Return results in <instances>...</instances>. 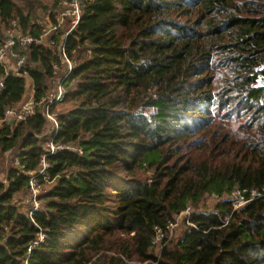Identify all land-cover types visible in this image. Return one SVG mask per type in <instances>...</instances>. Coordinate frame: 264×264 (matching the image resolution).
Wrapping results in <instances>:
<instances>
[{
    "label": "trees",
    "instance_id": "16d2710c",
    "mask_svg": "<svg viewBox=\"0 0 264 264\" xmlns=\"http://www.w3.org/2000/svg\"><path fill=\"white\" fill-rule=\"evenodd\" d=\"M43 1L0 0V47L13 21L40 38L41 15L57 23L71 0ZM61 28L19 75L0 64V162H20L0 184V264H264V0H87L64 42L77 65L63 108L51 107L53 142L82 153L47 158L30 217L48 119L3 120L29 80L34 101L47 98ZM188 208L193 227L171 236Z\"/></svg>",
    "mask_w": 264,
    "mask_h": 264
},
{
    "label": "built area",
    "instance_id": "2783aa9c",
    "mask_svg": "<svg viewBox=\"0 0 264 264\" xmlns=\"http://www.w3.org/2000/svg\"><path fill=\"white\" fill-rule=\"evenodd\" d=\"M87 0H71L70 2H63L62 5L66 7L65 12L58 13L57 15V23H52L50 20V23L46 25V28L43 27V23L39 20L37 21V24L41 25L43 28V34L40 36V38H36L30 33H24L18 29V22L13 21L12 27L9 28L5 32V42L0 47V64L5 67V69L9 73L17 74L19 75L21 72V69L26 64V61L28 59V53L30 50V47L32 45L36 44H43V37L44 36H51L55 34L59 28L62 27L63 22L65 19H68L69 17L72 18L70 20V28L65 33V35L62 37V40L60 44L58 45V56L60 58V63L54 65V70L56 72V75L58 72L61 71V69L64 67L65 75L63 77L66 79L74 70L77 63L75 61H71L69 57L67 56L66 52V45L65 40L68 37L69 33L72 32L78 23L81 20L82 16V5ZM52 45H55V42L50 40ZM60 83L59 90L55 95H49L46 99H44L41 103H36L34 101V98L31 97L29 100L24 102L23 104L19 105L16 108L8 109L5 113L3 122H9L13 120V124L21 123L24 121H27L34 116L37 115L38 110L43 113V115L46 116L48 119V122L51 124V132L49 136L50 143L47 145L45 150V155L42 159L40 169L33 173H28L30 175V193L32 196V210L30 212V217L33 216V213L36 211H39L42 207L41 203L38 200V196L40 194V188H39V178L42 177L45 180L49 179L48 176V170L50 168V164L47 161V158L52 155H56L62 152H75V153H82V150L79 147L71 146V145H63V144H56L53 142L54 136H56L59 133V123H58V116L55 113L51 112V107L61 103L66 94H67V88ZM259 82L261 84H264V76L261 75L259 77ZM4 89V82L0 81V92ZM14 164L16 167L20 166V162L17 158L14 159ZM4 183V182H3ZM7 183V180L6 182ZM253 196L256 197L257 193L254 192ZM236 199L235 207L239 208L246 204L245 197L240 193H236ZM242 201L241 204L239 202ZM239 204V205H238ZM191 208H188L187 211L183 212L181 215L177 216L176 221L172 222L167 226V232L170 234L173 233V231L176 229V227L179 224L180 219L187 218V220L190 217L191 214ZM188 224L192 225L189 220ZM43 240V237L40 239ZM160 244H163L165 240V232L162 229L157 230V237L155 239ZM27 264V263H26Z\"/></svg>",
    "mask_w": 264,
    "mask_h": 264
},
{
    "label": "rangeland",
    "instance_id": "374dc122",
    "mask_svg": "<svg viewBox=\"0 0 264 264\" xmlns=\"http://www.w3.org/2000/svg\"><path fill=\"white\" fill-rule=\"evenodd\" d=\"M44 5L50 9H52L54 7L53 1L52 0H44L43 1ZM59 12L58 13H63L66 10V7L64 5L61 4L59 9H56ZM51 21V18L48 17V12H44L41 17L39 18V21L43 23V27L46 28V25H48ZM70 20H72L71 17H69L68 19H65V21L63 22L62 25V31L67 32L70 28ZM6 32L3 30V33ZM2 33V34H3ZM55 34L51 35V36H44L43 37V44H45L46 46L49 45V41L52 39V37ZM57 35V34H56ZM64 67L61 69L60 72H58V74L56 75V77L49 83V95H55L58 90H59V85L60 83H62L63 81V77L65 75V71H64ZM30 98V96H26V100H28ZM62 104L57 105V112L62 110ZM51 124L48 122L47 127H46V132L44 133L45 136L49 137L50 136V132H51ZM48 147V146H47ZM14 158L15 155L14 153L12 154L11 152L8 153L7 155H4L1 159L0 162V184L3 182H6V179H8V172L10 170L11 167H16L14 164ZM217 198V197H216ZM215 197H208L205 201H204V205L203 208L204 209H208L211 210L215 207L216 203H218V198L216 199ZM242 201L239 202V204H241ZM238 204V205H239ZM187 222L186 220L182 217L179 221L178 226L176 227V229L173 231L172 235H175V238H178L181 236L182 232L186 229L187 227ZM186 226V227H185ZM161 251V247L160 246H156L155 248V252L157 254H159Z\"/></svg>",
    "mask_w": 264,
    "mask_h": 264
},
{
    "label": "crops",
    "instance_id": "0c3cea01",
    "mask_svg": "<svg viewBox=\"0 0 264 264\" xmlns=\"http://www.w3.org/2000/svg\"><path fill=\"white\" fill-rule=\"evenodd\" d=\"M27 96H30V98L33 97V83H32V81H30V80H29V90H28V94H27ZM30 98H29V99H30ZM29 99H28V100H29ZM26 101H27V100H26V97H25L23 103L26 102ZM23 103H22V104H23ZM11 153H12V154L14 153V155H16V152H11ZM6 180H7V179H6ZM4 183H5V182H4Z\"/></svg>",
    "mask_w": 264,
    "mask_h": 264
},
{
    "label": "bare ground",
    "instance_id": "6f19581e",
    "mask_svg": "<svg viewBox=\"0 0 264 264\" xmlns=\"http://www.w3.org/2000/svg\"><path fill=\"white\" fill-rule=\"evenodd\" d=\"M12 27V24L10 25V28ZM18 29L20 30V31H22V29H21V27H20V25H19V23H18ZM23 32V31H22ZM192 209V208H191ZM192 211V210H191ZM177 218V217H176ZM186 221H187V224H188V220H187V218H184ZM176 221V220H175ZM189 222H190V220H189ZM189 225V224H188ZM189 226H191V227H193V225H189ZM172 235V234H171ZM164 243V242H163ZM154 244H155V246H160L161 248H162V245L163 244H160L159 242H157L155 239H154Z\"/></svg>",
    "mask_w": 264,
    "mask_h": 264
},
{
    "label": "water",
    "instance_id": "95a60500",
    "mask_svg": "<svg viewBox=\"0 0 264 264\" xmlns=\"http://www.w3.org/2000/svg\"><path fill=\"white\" fill-rule=\"evenodd\" d=\"M13 122H14V121H13V120H11V121H10V124H13Z\"/></svg>",
    "mask_w": 264,
    "mask_h": 264
}]
</instances>
